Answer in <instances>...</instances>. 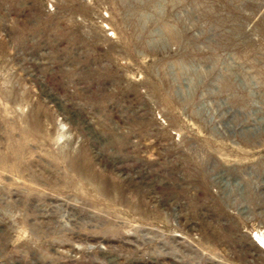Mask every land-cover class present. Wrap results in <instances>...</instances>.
<instances>
[{
    "label": "rangeland",
    "instance_id": "obj_1",
    "mask_svg": "<svg viewBox=\"0 0 264 264\" xmlns=\"http://www.w3.org/2000/svg\"><path fill=\"white\" fill-rule=\"evenodd\" d=\"M0 264H264V0H0Z\"/></svg>",
    "mask_w": 264,
    "mask_h": 264
}]
</instances>
